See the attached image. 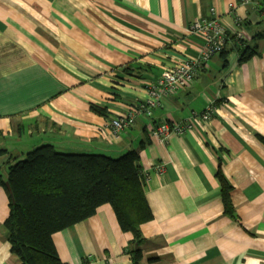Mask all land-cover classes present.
<instances>
[{"label": "crops", "instance_id": "1", "mask_svg": "<svg viewBox=\"0 0 264 264\" xmlns=\"http://www.w3.org/2000/svg\"><path fill=\"white\" fill-rule=\"evenodd\" d=\"M213 8L226 49L152 115L139 111L167 68L200 56L205 39L188 27ZM248 45L255 53L240 62ZM210 104L209 120L194 119L167 142L151 136L161 121ZM130 112L134 125L115 134L112 121ZM263 139L264 0H0L3 177L46 143L112 157L136 150L146 175L153 219L143 241L133 242L106 203L53 235L66 264H264ZM9 215L0 186V264H20L4 226Z\"/></svg>", "mask_w": 264, "mask_h": 264}, {"label": "trees", "instance_id": "2", "mask_svg": "<svg viewBox=\"0 0 264 264\" xmlns=\"http://www.w3.org/2000/svg\"><path fill=\"white\" fill-rule=\"evenodd\" d=\"M254 53L248 45L240 62ZM222 183L229 211V185L223 177ZM0 186L10 197V215L4 226L20 264H66L53 235L91 217L103 204L113 206L121 228L133 234L136 244L143 241V224L153 219L145 192L146 175L136 150L112 157L62 152L51 143L42 144L11 164L6 179L0 172ZM130 252L136 262L142 256L138 247Z\"/></svg>", "mask_w": 264, "mask_h": 264}, {"label": "built area", "instance_id": "3", "mask_svg": "<svg viewBox=\"0 0 264 264\" xmlns=\"http://www.w3.org/2000/svg\"><path fill=\"white\" fill-rule=\"evenodd\" d=\"M241 1L247 3L251 0ZM230 6L232 8L234 4L231 3ZM211 13L210 17H201L193 21L188 27L189 32L199 33L205 39V46L200 56L183 60L167 68L156 81L149 85L150 97L145 103H141L138 106L139 111L149 116L152 115L153 111L160 107L167 97H170L185 85L192 83L199 71L206 67L211 58L224 49L228 39L227 29L214 8L211 9ZM214 109L215 106L210 104L201 113L196 111L191 112L190 117L183 121L163 120L151 128V136L160 141L167 142L171 134L176 133L181 135L186 129L192 128L194 119L209 120L214 113ZM134 123L135 115L132 112L115 118L112 121L114 133L117 134L120 130L133 126ZM157 167L159 171L163 168L161 165Z\"/></svg>", "mask_w": 264, "mask_h": 264}]
</instances>
